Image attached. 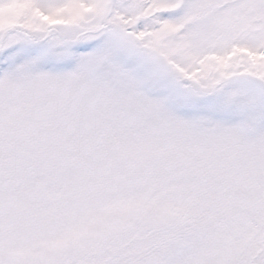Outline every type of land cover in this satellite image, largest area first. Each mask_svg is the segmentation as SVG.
Here are the masks:
<instances>
[{
  "label": "snow or ice",
  "instance_id": "6c2138e0",
  "mask_svg": "<svg viewBox=\"0 0 264 264\" xmlns=\"http://www.w3.org/2000/svg\"><path fill=\"white\" fill-rule=\"evenodd\" d=\"M0 264H264V0H0Z\"/></svg>",
  "mask_w": 264,
  "mask_h": 264
}]
</instances>
